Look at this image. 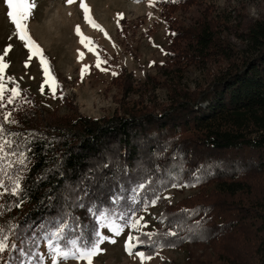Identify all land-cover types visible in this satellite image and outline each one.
<instances>
[{
    "label": "trees",
    "instance_id": "1",
    "mask_svg": "<svg viewBox=\"0 0 264 264\" xmlns=\"http://www.w3.org/2000/svg\"><path fill=\"white\" fill-rule=\"evenodd\" d=\"M198 1L155 0L172 33L171 55L178 69L163 82L164 101H158L149 78L145 84L150 94L145 97L146 89L144 93L135 88L131 76L121 70L112 78L119 93L113 114L97 119L84 116L58 82L48 57L50 73L57 81L54 97L69 113L59 116L56 111H44L37 97L15 81L11 86L19 89L21 98L8 104L5 92L0 105V126L4 128L0 140L7 141L6 148L13 152H23L28 162L27 171L21 168L18 173L17 157L5 153L7 159L0 166V241L7 245L5 253H0V264H40V257L45 263L41 247L47 253L48 248L40 227L56 215V209L40 201L50 188L64 182L58 171L50 173L59 169L63 160L64 177L75 181L106 150L118 152L121 162L127 161L129 166L138 157L159 151L164 158L158 163L173 169L179 164L170 157L178 153L184 165L180 183L190 182L202 164L219 168L195 187L161 190L156 205L162 204L163 224L153 232L168 230L169 218L195 210L189 223L205 221L212 236L193 239L185 226L180 238H167L174 247L160 250L184 248L185 264H264V17L248 28L246 49L234 57L214 22L204 20L192 28L176 24L173 14ZM216 59L225 67L209 72L204 84L193 89L182 85L180 70ZM5 113L10 114L8 122L3 120ZM165 146L166 152L162 151ZM9 162L14 167H9ZM17 175L21 190L27 188L31 193L19 207L15 206L19 197L11 195ZM184 188L198 192L174 204L163 202L167 191ZM143 212H137V219ZM75 214L82 225L94 223L85 211L77 209ZM133 250L152 256L157 253L146 245Z\"/></svg>",
    "mask_w": 264,
    "mask_h": 264
},
{
    "label": "rangeland",
    "instance_id": "2",
    "mask_svg": "<svg viewBox=\"0 0 264 264\" xmlns=\"http://www.w3.org/2000/svg\"><path fill=\"white\" fill-rule=\"evenodd\" d=\"M35 2L38 6L30 17V35L45 56L52 60L58 82L64 86L80 114L94 119L113 114L118 106L119 93L112 78L118 76L121 70L131 76L135 88H141V92L146 89L145 97L150 94L145 84L149 78L158 101L166 99L163 82H168L172 72L178 69L171 55L172 33L167 29L155 0H84L90 8V16L103 31L85 22L79 0L72 5H68L66 0ZM263 17L264 0H199L190 8L173 14L177 25L189 28L197 27L204 20L214 22L218 35L234 57L246 49L244 37L248 28ZM77 26L85 41L92 42L91 45L80 43V37L75 32ZM9 45L11 49L4 57V63L8 65L4 72L6 89L12 87L6 83V79L11 78L34 94L44 111H56L59 116L69 113L68 107L53 96L51 88L54 84L50 87V82L45 81L39 57L28 58L27 48L15 36L14 25L7 18L4 0H0V56ZM97 56L107 61L101 64L107 72L96 68ZM85 66L88 71L81 79L80 71ZM223 67L225 63L216 59L205 66L183 68L180 70L182 85L189 89L200 86L207 80L209 72ZM113 71L117 72L116 76L111 75ZM6 92L9 96L10 92ZM20 98L19 95L16 99ZM197 192L196 189L184 188L181 192L171 189L164 194L163 202L174 204ZM161 209L162 204H158L141 214L144 219L140 223H146L147 228L138 232L126 227L120 236L113 237L115 244L106 242L101 245L103 251L93 259V264H141L136 251L129 255L124 250V244L129 234L153 232L158 225H162ZM102 231L111 235L106 229ZM41 253L45 257L44 264H51L43 246ZM186 254L184 248L160 250L143 264H185ZM62 264L84 262L70 260Z\"/></svg>",
    "mask_w": 264,
    "mask_h": 264
},
{
    "label": "snow or ice",
    "instance_id": "3",
    "mask_svg": "<svg viewBox=\"0 0 264 264\" xmlns=\"http://www.w3.org/2000/svg\"><path fill=\"white\" fill-rule=\"evenodd\" d=\"M74 2L75 0H66L68 5H72ZM172 2L175 3L176 0H172ZM4 3L7 8V18L14 25L15 36L27 48L30 60L33 56L39 57L44 79L46 82H50L51 87L57 81L50 73V65L43 50L31 37L29 31L30 17L34 15L33 10L37 8V3L35 0H4ZM149 6L151 7L152 4L150 3ZM79 7L83 10L85 22L97 30L103 31L90 16V8L84 0H79ZM75 32L80 37L81 44L91 45L90 40L85 41L79 26L76 27ZM105 35L107 34L105 33ZM9 38L11 39V37ZM10 49L11 45L0 56V105L3 104L6 91L10 92L7 98L8 104H13L20 95L17 87L10 89L5 87L4 72L8 65L4 63V57L8 55ZM89 51H92L91 47H89ZM102 63H107V61H102L97 56L96 68L102 72H107L106 68L101 67ZM87 71V66L81 68V79ZM111 75L116 76L117 72L113 71ZM7 83L12 85L15 82L9 78ZM51 91L55 96L56 89L51 88ZM3 120L8 122L10 114L5 113ZM3 131V126H0V133ZM7 143V141L0 140V166H3L7 159L5 155L7 153L9 156L17 157L16 164L19 167L15 168L16 172L19 173L21 168L27 171L28 157L23 152L17 153L13 152L11 148H6ZM162 151L166 152L167 146ZM163 158L161 153L157 151L138 157L135 164L129 166L127 161L121 162L118 152L106 150L75 181L67 180L64 177V161L61 160L59 169L52 170L50 174H56L58 171L64 182L55 188H50L40 201V204L47 203L49 208L56 209V215L49 217L46 223L40 227V232L44 233L41 239L47 241L51 264H62V262L70 260L93 264V259L103 251L101 245L106 242L115 244L116 240L113 237L120 236L126 227L138 232L142 228L148 227L146 223H140L144 219L143 216H139L137 219V212L147 211L149 205L154 207L160 199L162 189L195 187L205 178L219 171V168L214 169L207 164H202L192 173L193 179L190 182L180 183L179 179L184 173V165L180 163L181 157L178 153H173L170 157L172 161L179 164L176 169L160 165L158 161ZM152 164H156V167L153 168ZM9 167H14V165L9 162ZM43 179L44 177H40V180ZM126 192L129 193L128 196L124 195ZM11 195L19 197L16 207L24 202L25 195H31L27 188L21 190L19 175L11 186ZM106 196L107 200L105 199ZM164 199H168V197H164ZM77 209L85 211L94 223L82 225L80 216L75 214ZM194 214L195 210H191L175 218H169V229L164 232L149 231L140 232L139 235L129 234L124 244V250L132 255L133 248H138L140 245H146L149 249L157 252L166 246L174 247V243L167 238H180V232L185 229V226H187V232L193 239L211 237L212 232L205 228V221H197L195 224L189 223ZM104 229L111 235L105 234L102 231ZM37 234L39 235V233ZM6 240L7 237L5 236L4 241ZM6 247L7 245L0 241V253H5ZM135 255L139 257L141 264L153 258L150 253L146 254L145 251H136ZM39 259L40 264H43V258L40 257Z\"/></svg>",
    "mask_w": 264,
    "mask_h": 264
}]
</instances>
